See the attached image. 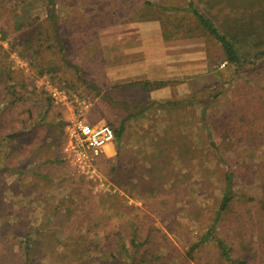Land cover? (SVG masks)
I'll return each mask as SVG.
<instances>
[{"label":"rangeland","instance_id":"374dc122","mask_svg":"<svg viewBox=\"0 0 264 264\" xmlns=\"http://www.w3.org/2000/svg\"><path fill=\"white\" fill-rule=\"evenodd\" d=\"M8 1L0 0V71L5 66L13 76L11 84L24 82L28 92L46 91L64 124L61 135L44 136L38 151L42 175L49 177H32L35 165L30 157L20 158L14 141L0 148V167L19 161L24 169L23 175L0 173V216H5L0 224H7L0 257L8 248L22 249L30 230L40 252L32 260L39 264H99L104 255L96 246L107 244V234L138 230L144 246L164 262L233 264L220 257L214 241L195 246L215 219L230 169L236 202L223 213L217 233L234 243V257L246 252L254 264H264V56L255 58L250 46L242 52L243 64H227L222 46L208 34L163 37L160 45L149 26H161L160 21L100 27L98 39H86V53L74 43L64 18L74 8L87 15L98 8L91 1L59 3L56 13L68 58L91 88L72 79L76 74L71 67L54 74L32 67L26 37L13 30L14 17L4 7L11 5ZM164 1L185 6L189 0ZM195 3L206 11L203 2ZM23 8L29 16L46 17L43 0H25L17 9ZM95 51L103 58L100 62L91 59ZM193 58L197 63H189ZM126 73L133 76L121 77ZM150 73L160 77L150 78ZM142 79L169 84L129 92L112 89ZM108 91L116 98H109ZM77 120L116 128L125 121L122 137L115 139L117 154H105L93 176L74 162L68 149ZM77 238L86 246L74 255Z\"/></svg>","mask_w":264,"mask_h":264},{"label":"trees","instance_id":"16d2710c","mask_svg":"<svg viewBox=\"0 0 264 264\" xmlns=\"http://www.w3.org/2000/svg\"><path fill=\"white\" fill-rule=\"evenodd\" d=\"M43 1L47 7L46 17L43 19L40 16H29L24 11L25 8L18 11L17 8L24 4L25 0H9L11 5H4L11 10L12 17H14L13 30L22 31L26 37L24 43L29 47L26 55L30 64L41 74H54L62 67H71L76 74V76H72V79L76 77L78 82L92 88L93 86H89V83L82 77L77 65L68 58L67 47L59 28V19L56 13V6L59 3H73V6H77L80 0ZM82 1H91L96 5L98 11L93 9L87 15L81 13L78 8H74L64 18V24L71 35L77 39L74 43L78 44L80 49L86 53L90 50V44L86 39L90 38V41L98 39L97 30L100 27L131 22L160 21L165 40L201 37L205 34L213 36L222 46L227 64H243L246 59L242 52L250 46L254 51L255 58L264 56V0H198L204 3L206 11L199 9L195 0H189L185 6L170 4L164 0L162 2L146 0L144 5L140 0ZM70 27L72 30L69 29ZM91 59L93 62L103 60L101 54L96 51L91 54ZM8 71L5 66L0 71V148L6 145L7 141H14L13 148L19 150L20 158L30 157L31 162L34 163L32 177L36 175L49 177L46 174L42 175L43 172L40 170L42 164L38 161L40 158L38 151L43 147L46 134L61 135L64 122L60 119V115L58 118V114H55L53 101L46 91L36 89L33 92H28L25 90L24 82L11 84L10 80L13 76ZM168 84V81L142 79L114 84L112 89L114 88L118 92H129L133 87L150 90L159 89ZM110 89L111 87L107 90ZM107 95H110L109 98H116L115 94L111 95L109 91ZM2 103H6V106L1 107ZM24 115H27L28 118H23ZM130 117L132 114L128 115V118ZM28 120L33 124L29 125ZM16 122L19 126H15ZM110 126L114 129L116 138L120 139L125 130V121L118 128L111 124ZM103 156L105 155L96 158L95 165ZM21 167L19 161L14 162L12 166L6 163L0 167V173L7 170L23 175L22 170L24 169ZM224 181V195L216 211L215 219L207 234L195 246L214 241L222 259L233 264H254L248 260L246 252L242 256L234 257V243H228L226 238L217 233L223 213H228L236 202V194L233 190L234 173L230 169L225 172ZM3 202L0 188V204ZM0 212H4V207L0 208ZM4 217L1 215L0 219H5ZM6 228L7 224H0L2 240L6 237ZM221 229L223 228L221 227ZM40 233L39 230L36 234ZM31 235L29 230L22 249L8 248L7 252L4 250L0 257V264H39L38 261L32 260V257L40 252L36 249V239H33ZM106 236L107 244L99 243L96 246V250L101 251L104 255L99 264H170V262H164L165 258L158 257L153 250L144 246L145 242L140 241L141 234L138 230H134L133 234L129 232V235L128 233L123 235V233L115 232ZM111 237L114 240H111ZM75 243L77 247L74 250V255H78L86 246V241H79L77 238ZM38 249L41 251V248ZM90 250L93 251L91 247ZM109 256L110 258H108ZM14 259L20 263H14ZM124 260H128V262H123Z\"/></svg>","mask_w":264,"mask_h":264},{"label":"built area","instance_id":"2783aa9c","mask_svg":"<svg viewBox=\"0 0 264 264\" xmlns=\"http://www.w3.org/2000/svg\"><path fill=\"white\" fill-rule=\"evenodd\" d=\"M71 131L68 149L72 159L90 176L95 175L94 161L104 155L107 144L116 139L114 129L109 124L91 125L77 120Z\"/></svg>","mask_w":264,"mask_h":264},{"label":"crops","instance_id":"0c3cea01","mask_svg":"<svg viewBox=\"0 0 264 264\" xmlns=\"http://www.w3.org/2000/svg\"><path fill=\"white\" fill-rule=\"evenodd\" d=\"M151 23H155V22H151ZM149 25V24H148ZM154 25V26H153ZM153 25H149L151 28H154V30H155V39H156V41L161 45L162 44V41H163V35H162V30H161V26H160V24H158V25H156L155 26V24H153ZM143 39V38H142ZM148 40H149V37L148 36H146L145 38H144V41H145V46L147 45V43H148ZM197 63V60H196V58H193L191 61H189V63ZM170 66H169V70H171L172 68V64L170 63L169 64ZM129 76H133V74H128V73H126V74H124V75H122L121 77H129ZM159 78L160 76H152V74L150 73V78ZM161 93H166V91H164V92H161ZM116 141L114 140L113 142H110V143H108L107 144V146H106V148H105V153H104V155L106 154H109V155H111V156H115L116 154H117V149H116V143H115Z\"/></svg>","mask_w":264,"mask_h":264}]
</instances>
